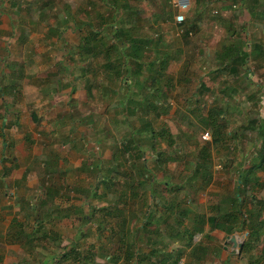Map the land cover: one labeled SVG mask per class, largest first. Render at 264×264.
Instances as JSON below:
<instances>
[{
	"label": "rangeland",
	"instance_id": "374dc122",
	"mask_svg": "<svg viewBox=\"0 0 264 264\" xmlns=\"http://www.w3.org/2000/svg\"><path fill=\"white\" fill-rule=\"evenodd\" d=\"M127 1L129 6H122L123 0H0V83L14 86L21 99L17 103L0 100L6 106L0 107V264H132L126 260L130 243L139 250L136 264H178L182 259L184 264H248L255 256L264 260L263 232L243 251L249 236L246 230L227 234L208 223L202 233L195 230L200 221L235 210L231 203L239 178L263 151L264 136L259 131L264 119V68L258 66L264 61L252 59L231 76L221 72L218 59L228 43L239 42L247 50L244 39L251 37L243 28L240 15L244 13L232 8L225 16L220 4L226 0H191L188 9L185 0ZM198 2L200 28L185 36L175 16L183 9H187L186 19L192 16ZM109 15H116L119 25L122 19L128 20L127 25L138 23V32L149 39L145 59L170 56L160 85L171 100L166 111L144 109L139 117L140 110L128 112L120 103L126 93L134 99L148 94L147 69L142 68L147 87L139 91L132 78L128 89L126 78L117 77L119 65L111 70L104 65V57L84 58L79 53L87 24L97 26L109 21H102ZM104 31L110 39V31ZM157 68L159 64L153 70ZM30 82L43 86L48 95L28 103L22 87ZM47 97L58 100L54 108ZM158 104L166 108L163 99ZM62 114L69 123L53 134L56 125L45 122ZM187 114L201 125L203 143L185 123ZM209 115L218 121L224 117L219 142L205 123ZM145 121L155 129V138L151 128L140 130ZM171 123L175 125L172 135ZM25 129H31L33 143H26ZM162 130L164 134H158ZM207 130L210 138L204 139ZM203 147L210 156L208 178L211 174L205 184L204 170L194 172ZM15 148L13 164L6 153ZM54 155L59 157L60 170L47 172L48 158ZM24 165L32 169L27 179ZM255 171L260 184H241L238 194L244 206L240 205V211L255 196L263 201L260 218L264 220V166ZM102 178L113 181L109 188L113 197ZM131 184L140 198L129 195ZM50 185L61 190L46 217L51 236L35 238L31 242L35 251L24 252L5 236L14 218L23 223L19 229L32 232L36 228L38 210L26 220L24 208L30 202L39 205ZM107 207L113 209L114 217Z\"/></svg>",
	"mask_w": 264,
	"mask_h": 264
},
{
	"label": "trees",
	"instance_id": "16d2710c",
	"mask_svg": "<svg viewBox=\"0 0 264 264\" xmlns=\"http://www.w3.org/2000/svg\"><path fill=\"white\" fill-rule=\"evenodd\" d=\"M116 3H118V0H115ZM122 6H129V3L127 0H123L121 2ZM118 6H116V9ZM202 7L200 6V2L195 6V10L193 11V15L187 17V19L184 20L183 23L180 24V26L183 27V32L185 30L184 35L187 36L190 31L194 30L195 28H200L199 26H196V22L201 20V13ZM72 19L75 20L74 15H72ZM109 21H106V20ZM116 15H109V17H105L102 19V21L106 22H100L99 24H92L87 22H82L80 25L89 26L87 29V33L82 35L81 42L78 46L79 53L84 55V58H87L86 56H90L93 59L100 58V56L104 57L105 63L104 65L111 69L115 70V66L119 65L117 67V77L123 76L126 78L124 81L128 85L127 88L131 89L132 84V78H134L135 84H137L139 87V91H143L147 85L145 84V78L146 75L144 74L143 69H147L149 71L148 76L151 79V85L147 87L148 94L142 98L134 99L132 96L127 95V93L124 95L125 97L120 102L123 107L125 105L127 106V111L138 113L139 111V117L141 116V111L145 109L146 112L150 111L151 109L158 112V110L166 111L167 108L170 106L171 100L169 99L168 95L165 94L163 91V88L160 86L162 85V79L164 78V72L167 66L170 63V56L168 55H157L154 59L148 60L145 59L146 57V45L148 44V40L145 37H142V34L138 32V23L135 21L133 24L132 22L127 25L128 20L122 19L120 25L116 23ZM52 29V28H50ZM82 27L80 28V30ZM107 29L110 31L111 38L107 39L103 34L105 32L104 30ZM58 30V29H57ZM56 30V31H57ZM246 45V44H245ZM119 53V55H114L115 53ZM254 53L251 51L250 53L243 50L241 43L239 42H232L225 44L222 49H220V52L218 53V59L221 58V66L222 69L221 72H227L231 76H235L239 73L241 67L243 68L246 64L250 61V54ZM256 55V54H255ZM258 55V54H257ZM259 56V55H258ZM257 56V57H258ZM89 58V57H88ZM172 59V58H171ZM159 64V68H157L155 71L153 70L156 65ZM225 64V65H224ZM133 65V67H132ZM225 66V67H224ZM143 68V69H142ZM131 76V79H130ZM144 77V79H141V77ZM129 78V79H128ZM153 86V88H152ZM23 95L28 103H34L38 99H42L45 96V89L43 86L37 85L35 83H25L23 85ZM115 89H113V92ZM128 92V90L126 91ZM152 92V93H150ZM134 95H140V93L137 91H133ZM156 96V99L153 97ZM163 99V103L165 105H159L158 100ZM133 104L131 105L130 104ZM159 114V113H157ZM187 120L186 124L190 125L192 127L193 133L199 143H203L202 137H201V131L202 127L198 123L194 121V118L190 115H184ZM224 117H222L218 121V117H214L213 115H209L206 120V124L209 128L213 129V136L216 142H219L222 137V131L220 123ZM263 125L260 126L259 134L264 136V119H262ZM151 123L149 121H145L143 123V126L140 128L141 131L148 130L151 128L153 130V138H155L156 131L151 127ZM171 135L173 134L172 131L175 128L174 123L170 124ZM178 130V127H176ZM158 134L163 135V130L159 131ZM230 134V133H229ZM135 135V134H134ZM133 135V136H134ZM237 135L236 133L233 134V136ZM133 141V139H129L128 142ZM136 147V145H134ZM263 151L260 153V157L258 158V161L255 160L253 165L248 168V171L246 172V175L243 178H239L238 182V193L239 191H242L240 189L241 184H248L251 182L252 185L260 184L259 180L256 178V171L258 169L263 168L264 166V145L262 147ZM209 150L207 147H203L202 151L200 152V156L198 158L197 167L194 170L196 174L201 173L202 170L204 172L202 173V182L205 184L208 180L211 178V174L208 178L207 170L209 168ZM146 169V165L143 163V169ZM105 187L108 189V193L113 197V194L111 193L112 189L110 190V186L113 184V181L111 180H104ZM115 186V183H114ZM131 187V194L134 199L140 198V193H138V189H134V185H130ZM245 190V189H244ZM60 187H52L49 186L47 189L43 190L44 199L41 201L39 205H36L32 202H30L24 209V215L26 216V220H30L31 214L36 212L38 210V213L36 214V221L35 225L36 228L33 229L32 232H27L25 229H19L18 225L23 224L17 219H14L13 224L11 225V228H13L14 231H11L8 233V235L5 236V239H7L9 242L19 244L22 248H24V252L27 253H33L35 251V245H31V242L35 238L43 239L47 238L48 236H51V231L47 230L46 217L50 216V212L54 209L52 208V205H55L54 197L55 195H60ZM236 192L234 198L232 199L231 206L232 208H235V210L219 214L214 217H208L204 221H200V225H196L195 230L202 233L204 231V226L206 223L211 224L213 227L220 229L224 231L227 234H231L236 231H242L246 230L248 232V238L244 242L243 245V251H248L252 244L255 243L256 240H258L262 234L264 233V220L261 219V210L260 204L263 202L261 199L256 198L255 196H252L250 198V206L244 208L245 211H240V205L242 204V207L244 206L243 202L240 200V196ZM57 197V196H56ZM122 199V198H120ZM120 201V200H117ZM107 210L109 214H112L111 216L114 217L113 209L111 207H107ZM106 213V216L108 214ZM239 213H242L244 217H239ZM118 214V213H117ZM119 217V214L117 215ZM89 219V216H87ZM122 225H125L126 219L121 218ZM20 222V223H19ZM118 226H121V223H117ZM17 228V229H15ZM38 239V240H39ZM75 250V249H74ZM127 252L128 255L126 257V260L128 262H132V264H136V259L134 260V256L138 255L139 250L132 248L131 243L127 245ZM68 253H64L65 257H68ZM153 251L149 252L148 254H152ZM147 256V255H146ZM85 259H87L86 256H84ZM178 258V257H177ZM264 260L262 258L255 256L251 257L248 264H264ZM29 264V263H27ZM31 264V263H30ZM34 264H42V263H34ZM153 264V263H152ZM177 264V263H176Z\"/></svg>",
	"mask_w": 264,
	"mask_h": 264
},
{
	"label": "crops",
	"instance_id": "0c3cea01",
	"mask_svg": "<svg viewBox=\"0 0 264 264\" xmlns=\"http://www.w3.org/2000/svg\"><path fill=\"white\" fill-rule=\"evenodd\" d=\"M245 2H250V3L246 4ZM240 3H243V4H241V5H244L243 8H241ZM188 4H189L188 7H190L192 5V1L189 0ZM200 5H201V3H200ZM220 5H221V9H223L222 12H223V14L225 16H229V11H230V9L232 10V8L233 9L234 8H239L240 11L242 10L241 12H243L244 15L243 16L240 15V16H241V21L243 22L242 23L243 24V28L245 29L246 34L250 35L251 39L253 40L251 42V39H250V41H247V40L244 39V41H245V43L247 45L246 46L247 52H249V53L251 51L254 52V53L250 54V58L249 59L250 60L253 59L254 61H264V0H226L223 3L221 2ZM246 5H247V7H249V10L247 9ZM188 7H187V9H188ZM187 9H185V11ZM247 12H248V15H246ZM232 17H234V16L232 15ZM200 25H201V20L196 22V26L197 27L198 26L200 27ZM257 66H258V64H257ZM259 67L260 68H264V62H263V64H259L258 68ZM9 86L10 85L7 84L6 87H5V85L0 83V100L4 98L5 101H6V99H10L11 102H13V103L20 102L19 100H21V99L18 97V95L15 94L16 88L14 86L13 87H9ZM258 86H260V85H258ZM6 93L9 94L10 96L6 97L5 96ZM47 95L48 94L46 93V95L43 98H45ZM48 99L49 98L47 97L46 100H48ZM39 100H41V99H39ZM49 100L53 104L52 107L54 108V104L58 100H56V98H51ZM0 102H1L0 103V107L2 108V106L5 105V103H4V101H0ZM4 107H6V106H4ZM61 111H59V112H61ZM32 117H33L34 120L37 119L36 117H38V115L36 114V112L32 111ZM50 121H52L54 123V125H56V126L52 127L53 134H55L58 131H62L63 130V128H62L63 126L62 125L66 124V123H69L68 119H66L63 114L60 115V116L52 117V119L51 120H47L45 122V124L49 126L50 123H51ZM14 123H18V125H20V122L18 120H15ZM6 125H7V123H6ZM30 131H31V129H25L26 137L24 135V138H25L26 143L27 142L28 143H33V141H34L33 138L30 137L31 134L28 133ZM45 136H47V138L49 137V135L47 134V130L45 132ZM17 151L18 150L16 148H15L14 151L13 150L9 151V149H8L7 153H6L8 157H11L13 159L12 160L13 164H14V160L17 157V153H16ZM5 152H6V150H5ZM29 152H32V150H30ZM32 155H33V153H32ZM33 156L36 157L35 155H33ZM26 160H28V159H26ZM30 160H31V158H30ZM12 162H11V165H10L11 167H12ZM49 162L51 163L50 166H49L50 170L49 171L47 170V172H51L52 173L54 171L60 170L59 157L57 155H54V157L52 159L48 158V164H49ZM11 167H9V168H11ZM31 171H32V169L29 168L27 165L22 166V173L24 172L23 175H26V179H27V176L29 175V173ZM23 175H22V177H23ZM22 177H21V179H22ZM26 179L24 178L23 180L26 181ZM47 187H49V186H47ZM14 219H16V218H14ZM11 231H14V230H13V228L10 227L8 233L11 232ZM13 244H15V243H13ZM1 261L2 260L0 258V262Z\"/></svg>",
	"mask_w": 264,
	"mask_h": 264
},
{
	"label": "built area",
	"instance_id": "2783aa9c",
	"mask_svg": "<svg viewBox=\"0 0 264 264\" xmlns=\"http://www.w3.org/2000/svg\"><path fill=\"white\" fill-rule=\"evenodd\" d=\"M185 8V7H184ZM185 14L183 12V10H181L176 16H175V21L178 23V24H181L184 22L185 20ZM203 138L205 139H209L210 138V133L209 131H206L204 134H203ZM178 264H184V261L183 259L181 261H179Z\"/></svg>",
	"mask_w": 264,
	"mask_h": 264
},
{
	"label": "water",
	"instance_id": "95a60500",
	"mask_svg": "<svg viewBox=\"0 0 264 264\" xmlns=\"http://www.w3.org/2000/svg\"><path fill=\"white\" fill-rule=\"evenodd\" d=\"M230 237L232 238V239H231L232 241H235V236H230ZM242 244H243V242L241 241V242H240V246H242Z\"/></svg>",
	"mask_w": 264,
	"mask_h": 264
},
{
	"label": "clouds",
	"instance_id": "9594fccd",
	"mask_svg": "<svg viewBox=\"0 0 264 264\" xmlns=\"http://www.w3.org/2000/svg\"><path fill=\"white\" fill-rule=\"evenodd\" d=\"M186 1V7H187V5H188V2H189V0H185ZM185 7V8H186ZM183 12H184V14H185V9H183ZM185 19H186V17H185ZM208 131V130H207ZM205 139V138H204Z\"/></svg>",
	"mask_w": 264,
	"mask_h": 264
},
{
	"label": "bare ground",
	"instance_id": "6f19581e",
	"mask_svg": "<svg viewBox=\"0 0 264 264\" xmlns=\"http://www.w3.org/2000/svg\"><path fill=\"white\" fill-rule=\"evenodd\" d=\"M236 239V238H235ZM237 242H238V240H237Z\"/></svg>",
	"mask_w": 264,
	"mask_h": 264
}]
</instances>
